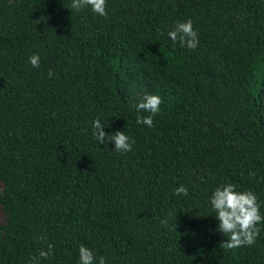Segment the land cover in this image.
<instances>
[{"label":"trees","instance_id":"16d2710c","mask_svg":"<svg viewBox=\"0 0 264 264\" xmlns=\"http://www.w3.org/2000/svg\"><path fill=\"white\" fill-rule=\"evenodd\" d=\"M71 3L0 0V264L49 244L39 264H78L81 245L94 264H264V224L226 250L209 202L231 182L264 214V0ZM189 19L195 49L167 36ZM97 118L132 150L99 144Z\"/></svg>","mask_w":264,"mask_h":264},{"label":"clouds","instance_id":"9594fccd","mask_svg":"<svg viewBox=\"0 0 264 264\" xmlns=\"http://www.w3.org/2000/svg\"><path fill=\"white\" fill-rule=\"evenodd\" d=\"M90 7L91 11L98 16L107 17L106 0H72L71 9L80 11L83 8ZM168 38L173 43H179L181 47L195 49L198 47L199 40L197 32L193 28L191 19L185 22L177 23L167 32ZM29 62L33 67L40 66V58L33 54L29 57ZM53 73L49 72L51 77ZM162 103L161 97L154 94H145L141 101L136 105L137 112L149 113L146 116L138 115L137 124H143L148 127L154 126V116L159 112ZM93 135L99 144L112 142L114 150L121 153L130 152L134 141L130 139L124 131H116L112 134H106L104 126L99 118L92 122ZM188 195V189L181 185L175 189V195ZM212 211L215 218L219 221L217 230L226 237L221 244L226 250L236 249L242 246H251L255 243L260 234L258 225L264 224V214L261 213V205L255 192L251 190L238 191L237 186L231 182L223 183L216 187L209 197ZM162 223L166 224L164 220ZM52 249L48 245V251L40 250L39 256H33L29 264H39L41 258L47 259ZM78 264H94L92 251L81 245L79 248ZM98 264H106L103 257L99 258Z\"/></svg>","mask_w":264,"mask_h":264},{"label":"rangeland","instance_id":"374dc122","mask_svg":"<svg viewBox=\"0 0 264 264\" xmlns=\"http://www.w3.org/2000/svg\"><path fill=\"white\" fill-rule=\"evenodd\" d=\"M0 188H1V183H0ZM3 220H4V215L2 211L0 210V223L3 222Z\"/></svg>","mask_w":264,"mask_h":264}]
</instances>
